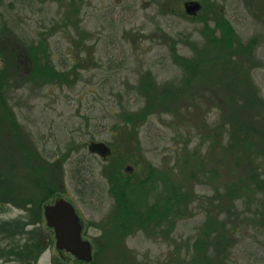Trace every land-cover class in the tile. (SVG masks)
Returning <instances> with one entry per match:
<instances>
[{
    "label": "rangeland",
    "instance_id": "rangeland-1",
    "mask_svg": "<svg viewBox=\"0 0 264 264\" xmlns=\"http://www.w3.org/2000/svg\"><path fill=\"white\" fill-rule=\"evenodd\" d=\"M69 1L0 0L1 38L7 31L23 45L42 41L50 63L60 72L71 68L77 53L85 57L77 72L68 70V77L57 83L28 76L19 62L18 72L6 79L4 94L13 115L9 123L17 134L28 135V142L47 159H61L66 154L61 197L74 204L82 238L92 245L94 264H193L195 242L204 235L210 216L220 226L210 230L208 256L197 264H264V225H257L256 216L264 194L249 189L240 191L232 201L224 198L226 186L236 185L250 173L245 166L223 159L224 153L220 155L223 161L219 156L211 159L207 153L208 128L219 122L220 111L206 113L207 107L197 103L195 112L189 107L195 103L177 102V114L184 122L180 126H175L172 113L153 114L135 131L131 125L124 127L120 117L123 110L137 111L144 105L135 88L146 71L158 82L179 80L182 71L173 64L170 47L175 46L183 56H193L188 39L203 40L199 33L203 21L218 16L220 10L243 43L256 39L251 57L242 66H250L259 90L257 100L264 105V0H197L205 9L194 16L184 10L187 0H74L73 7ZM67 14L78 22L80 33L74 27L70 32L64 30ZM3 66L0 57V69ZM217 70L208 66L205 72L215 78ZM259 115L264 116V110ZM170 119L175 127L168 124ZM97 141L108 144L109 155L90 151V143ZM149 165L172 170L184 196L188 194L187 200L171 204L163 226H158L155 216L146 229L137 226L122 241L118 235L110 237L96 255L94 241L102 228L108 231L109 214L115 206L102 168L124 173L133 181L144 177ZM135 183L127 191L134 212L148 215L146 208L155 199L163 209L156 187ZM23 213L22 208L8 205L0 211V221ZM39 225L36 227L48 236L44 215ZM31 228L33 225L27 227ZM8 241L2 239V244ZM120 245L126 248L125 255ZM54 259L63 264V259L72 262L73 256L59 253L51 234V243L37 264H53ZM0 264L20 263L3 258Z\"/></svg>",
    "mask_w": 264,
    "mask_h": 264
},
{
    "label": "trees",
    "instance_id": "trees-1",
    "mask_svg": "<svg viewBox=\"0 0 264 264\" xmlns=\"http://www.w3.org/2000/svg\"><path fill=\"white\" fill-rule=\"evenodd\" d=\"M73 6L74 0H70L69 7ZM202 9L204 10L205 6H202L196 14ZM220 11L213 19L203 21L199 32L203 40L188 39L187 45L192 48L193 56H183L178 53L175 46L170 47L172 62L182 71L179 80L158 82L150 71H146L135 88L143 97L144 105L137 111L123 110L120 117L124 127L127 125L128 128L131 125L135 131L153 114H176L169 115L176 120L175 126H180L177 102L195 103L189 105L195 112L198 108L197 103L207 107L206 113L209 109H218L219 122L214 127H209L206 135L209 140L207 153L211 159L215 156L222 159L220 155L224 153L223 159L232 161L235 165L245 166L246 171L250 173L243 180L239 178L240 182H236V185L233 186L232 183L223 190L222 196L232 201L236 195L241 194L242 190L248 192L249 189L250 191L253 189L255 193L262 191L264 194V116L259 115L260 111L264 110V105L257 100L260 98L259 90L251 75L250 66H242V61L251 57L253 53L251 46L256 44V39L250 40L249 44L248 41L243 43L232 23L224 18ZM63 21L64 30L70 32L74 27L80 33L78 22H75L69 14ZM10 33L5 31L4 37H0V57L4 60V66L0 69V211L12 205L22 208L24 213L14 219L0 221L2 239L9 240L4 245L2 239L0 240V259L12 258L20 264H37L39 255L51 243L53 230L46 226L47 236L44 230L36 226H40L42 222L43 205L61 196L63 189L61 175L64 173L63 163L66 154H62L61 159L59 157L47 159L32 142H28V135L17 134L14 124L9 123L13 115L6 102L4 87L8 76L12 75V72L17 73L18 68H21L20 63L24 64L23 70L28 76L39 81L57 83L68 77L70 73L67 72L68 70L77 72V68L83 65L85 57L77 53V60L70 66L71 68L60 72L50 63L45 43L40 41L38 45H23L22 41ZM20 57H23L24 63ZM208 66L218 67L215 78L208 77L205 72ZM228 83L242 87L229 88L226 86ZM174 119H170L168 124L173 126ZM192 140L191 134L189 142ZM144 173L143 178L137 177L131 181L130 176L124 173L113 169L106 172L102 168V174L110 184L109 192L114 198L115 206L109 214L108 231L102 228L100 237L94 241L96 255L102 248L105 249L104 243L110 237L117 238L118 235L122 241L137 226L139 229H146L155 221V216L158 226H163L167 222L165 216L168 215L171 204L180 203L188 197V194L184 196L185 191L182 192L180 183L175 181L172 170L161 171L149 165ZM244 179L250 181L245 182ZM135 181V185L143 186L146 183V187H156L160 201L164 204L163 209L158 208L159 201L155 199L151 200L152 203L146 208L150 211L148 215L142 216L134 212L127 191ZM260 206V212L256 209V216L259 219L257 225L263 226L264 195ZM215 218L210 216L205 221L204 235L195 242L196 254L192 260L193 264L206 260L208 256L209 232L220 226V221ZM168 222L170 223L169 220ZM29 225H33L30 230L27 229ZM119 248L121 252L126 249L121 245ZM59 253L64 254L62 251ZM63 261V264H94L95 259L88 263L74 257L72 262L64 259ZM53 264H58L55 259Z\"/></svg>",
    "mask_w": 264,
    "mask_h": 264
},
{
    "label": "water",
    "instance_id": "water-1",
    "mask_svg": "<svg viewBox=\"0 0 264 264\" xmlns=\"http://www.w3.org/2000/svg\"><path fill=\"white\" fill-rule=\"evenodd\" d=\"M183 7L187 14L193 15L201 9V3L197 0H187ZM89 149L101 156L111 152L110 147L103 141L91 142ZM43 215L47 227L53 230L55 247L59 251L86 263L92 260V245L82 238L81 220L70 201L58 196L43 205Z\"/></svg>",
    "mask_w": 264,
    "mask_h": 264
},
{
    "label": "flooded vegetation",
    "instance_id": "flooded-vegetation-1",
    "mask_svg": "<svg viewBox=\"0 0 264 264\" xmlns=\"http://www.w3.org/2000/svg\"><path fill=\"white\" fill-rule=\"evenodd\" d=\"M95 153V152H94Z\"/></svg>",
    "mask_w": 264,
    "mask_h": 264
}]
</instances>
